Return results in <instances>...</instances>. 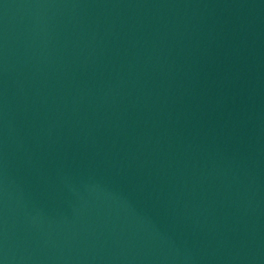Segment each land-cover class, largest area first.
Here are the masks:
<instances>
[{
    "label": "water",
    "instance_id": "95a60500",
    "mask_svg": "<svg viewBox=\"0 0 264 264\" xmlns=\"http://www.w3.org/2000/svg\"><path fill=\"white\" fill-rule=\"evenodd\" d=\"M118 0H0V264H21Z\"/></svg>",
    "mask_w": 264,
    "mask_h": 264
}]
</instances>
